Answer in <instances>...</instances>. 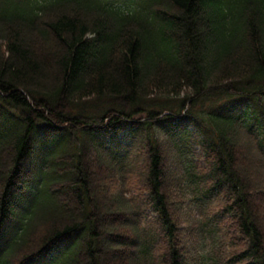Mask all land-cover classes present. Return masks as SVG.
<instances>
[{"label": "trees", "instance_id": "obj_1", "mask_svg": "<svg viewBox=\"0 0 264 264\" xmlns=\"http://www.w3.org/2000/svg\"><path fill=\"white\" fill-rule=\"evenodd\" d=\"M261 210L264 0H0V264H264Z\"/></svg>", "mask_w": 264, "mask_h": 264}, {"label": "rangeland", "instance_id": "obj_2", "mask_svg": "<svg viewBox=\"0 0 264 264\" xmlns=\"http://www.w3.org/2000/svg\"><path fill=\"white\" fill-rule=\"evenodd\" d=\"M249 156H250V154H249ZM250 161H251V163H252V159H250ZM253 164V163H252ZM256 169V173L257 174H261L262 173V171L259 169V168H255ZM94 175L98 178V187H97V191L98 192H100L101 194H103V195H106V192H107V188L109 187V186H111V178H110V176L108 177V178H106V179H101L100 177H99V175H98V173H97V169L95 168L94 169ZM257 176H255V175H252V178H256ZM112 187H114V186H112ZM114 190H115V187H114ZM260 220H261V222H262V224H264V210H261L260 211Z\"/></svg>", "mask_w": 264, "mask_h": 264}]
</instances>
